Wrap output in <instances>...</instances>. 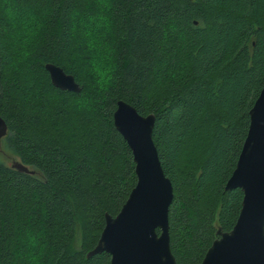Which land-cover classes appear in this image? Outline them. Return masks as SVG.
<instances>
[{
  "label": "trees",
  "instance_id": "trees-1",
  "mask_svg": "<svg viewBox=\"0 0 264 264\" xmlns=\"http://www.w3.org/2000/svg\"><path fill=\"white\" fill-rule=\"evenodd\" d=\"M24 28L34 54L14 65ZM90 41L117 66L99 95ZM46 63L84 87L56 88ZM263 86L264 0H0V142L34 171L0 161V264L110 263L107 252L87 253L136 182L113 124L117 100L155 116L173 186L170 250L176 264H200L238 216L242 192L224 187Z\"/></svg>",
  "mask_w": 264,
  "mask_h": 264
},
{
  "label": "water",
  "instance_id": "water-1",
  "mask_svg": "<svg viewBox=\"0 0 264 264\" xmlns=\"http://www.w3.org/2000/svg\"><path fill=\"white\" fill-rule=\"evenodd\" d=\"M44 67L56 88L81 90L60 66ZM154 120L152 113L142 115L130 103L116 101L113 124L131 149L136 182L119 212L105 214L104 227L87 256L107 252L109 264H176L168 222L173 186L153 141ZM6 133L0 116V138ZM11 167L34 172L17 161ZM224 188L241 190L240 210L229 231L218 229L200 264H264V86L249 110L248 131Z\"/></svg>",
  "mask_w": 264,
  "mask_h": 264
},
{
  "label": "clouds",
  "instance_id": "clouds-1",
  "mask_svg": "<svg viewBox=\"0 0 264 264\" xmlns=\"http://www.w3.org/2000/svg\"><path fill=\"white\" fill-rule=\"evenodd\" d=\"M8 19L13 22V27L17 26V18L12 14L10 10L6 11ZM35 38L34 30L24 28L22 32L23 43L18 46L17 53L13 58V64L19 65L21 63L27 62L28 59L34 54V51L27 47L29 42ZM90 50L98 52L97 56L92 58L90 64V70L95 79V85L98 95L101 93H106L110 90L116 79L117 66L115 64L114 52L105 47L103 52L99 51V45L96 41L89 42ZM65 76H73V83L78 87L83 88V83L76 78L73 73L65 71Z\"/></svg>",
  "mask_w": 264,
  "mask_h": 264
},
{
  "label": "rangeland",
  "instance_id": "rangeland-1",
  "mask_svg": "<svg viewBox=\"0 0 264 264\" xmlns=\"http://www.w3.org/2000/svg\"><path fill=\"white\" fill-rule=\"evenodd\" d=\"M0 161H2L7 166H11L12 163L15 161L21 162L20 158L17 155H15L12 151L7 149L5 145L2 143V141L0 142ZM28 168L31 169V167H28ZM79 244H80V235L77 232L76 238H75L76 248L79 247Z\"/></svg>",
  "mask_w": 264,
  "mask_h": 264
}]
</instances>
